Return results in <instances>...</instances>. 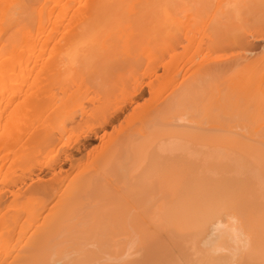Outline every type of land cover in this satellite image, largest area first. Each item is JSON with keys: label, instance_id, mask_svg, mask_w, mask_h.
Returning <instances> with one entry per match:
<instances>
[{"label": "bare ground", "instance_id": "1", "mask_svg": "<svg viewBox=\"0 0 264 264\" xmlns=\"http://www.w3.org/2000/svg\"><path fill=\"white\" fill-rule=\"evenodd\" d=\"M214 1L0 0V264H264V0Z\"/></svg>", "mask_w": 264, "mask_h": 264}, {"label": "rangeland", "instance_id": "2", "mask_svg": "<svg viewBox=\"0 0 264 264\" xmlns=\"http://www.w3.org/2000/svg\"><path fill=\"white\" fill-rule=\"evenodd\" d=\"M223 1V0H222ZM214 2H216L215 4H216V6H217V3L218 2H220V0H217V1H214ZM214 2H212L211 4L213 5L214 4ZM214 4V5H215ZM210 5V4H209ZM209 5H207V8L209 9L208 11L209 12H212L213 10H215V8L213 9V6H209ZM194 6H196V4L194 5ZM261 10H262V8H260ZM256 10V11H261V10ZM256 11H254V13H256V15H257V12ZM263 11V10H262ZM209 12H206V13H209ZM250 12H248V14L246 15V17L248 18H250L251 19V17H252V19H259V20H263V18H264V16H263V12H261V13H259L261 16H260V18H258L259 17V14L257 15V17H256V15L254 14V13H250ZM209 14H211V13H209ZM251 14H254L253 16L251 15ZM250 15V16H249ZM245 29V28H244ZM246 30V29H245ZM251 50V49H250ZM263 50H264V40L262 41V40H260V41H256V42H254V47L252 46V52H254L256 55L257 54H260L261 52H263ZM229 51H227V52H224L225 54L226 53H228ZM230 53V52H229ZM232 53V52H231ZM254 53H253V55H254ZM221 54H223L222 52H221ZM225 54H223V55H225ZM219 55H220V53H219ZM227 55V54H226ZM248 55V54H247ZM249 56V55H248Z\"/></svg>", "mask_w": 264, "mask_h": 264}]
</instances>
